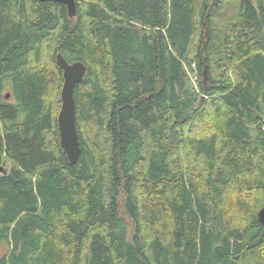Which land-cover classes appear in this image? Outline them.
<instances>
[{
	"label": "trees",
	"instance_id": "obj_1",
	"mask_svg": "<svg viewBox=\"0 0 264 264\" xmlns=\"http://www.w3.org/2000/svg\"><path fill=\"white\" fill-rule=\"evenodd\" d=\"M75 3L0 0V264H264V0Z\"/></svg>",
	"mask_w": 264,
	"mask_h": 264
},
{
	"label": "water",
	"instance_id": "obj_2",
	"mask_svg": "<svg viewBox=\"0 0 264 264\" xmlns=\"http://www.w3.org/2000/svg\"><path fill=\"white\" fill-rule=\"evenodd\" d=\"M41 3H59L66 7L69 18L75 17V0H38ZM56 64L62 73V86L60 90V110L56 123L58 128L59 145L70 165L77 162L81 152L80 142L76 129L74 89L80 84L87 72L86 66L75 61L68 63L63 56L56 54ZM8 95H6V99ZM264 132V129H263ZM2 170V169H0ZM258 222L264 226V206L258 211Z\"/></svg>",
	"mask_w": 264,
	"mask_h": 264
},
{
	"label": "rangeland",
	"instance_id": "obj_3",
	"mask_svg": "<svg viewBox=\"0 0 264 264\" xmlns=\"http://www.w3.org/2000/svg\"><path fill=\"white\" fill-rule=\"evenodd\" d=\"M222 24H224V21H223V19H221V21H220ZM59 99H60V96H59ZM60 107V106H59ZM59 110H60V108H59ZM59 112V111H58ZM6 168L8 169L9 168V165L8 166H6ZM0 174H1V172H0ZM129 228H131L130 226H129Z\"/></svg>",
	"mask_w": 264,
	"mask_h": 264
}]
</instances>
